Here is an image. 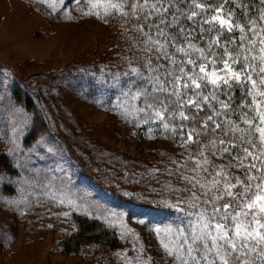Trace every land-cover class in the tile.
Returning <instances> with one entry per match:
<instances>
[{
  "label": "rangeland",
  "instance_id": "374dc122",
  "mask_svg": "<svg viewBox=\"0 0 264 264\" xmlns=\"http://www.w3.org/2000/svg\"><path fill=\"white\" fill-rule=\"evenodd\" d=\"M212 5H223L246 27L264 10L260 0ZM84 11L75 0L55 10L43 0H0V264H124L141 244L152 264H171L154 225L178 215L169 201L189 198L183 176L191 175L189 154L197 150L159 121L140 124L113 107L119 90L112 76L141 66L151 53L137 42L142 36L123 45L117 41L121 25L106 27L97 9ZM181 26L193 31L187 39L178 35V44L206 47L198 27L182 19ZM167 31L179 33L175 26ZM15 86L30 92L47 122L36 139L25 140L33 114L17 104ZM135 103L143 107L142 100ZM212 159L227 164L231 157ZM77 215L113 229L121 246L88 243L64 253L59 241L77 230Z\"/></svg>",
  "mask_w": 264,
  "mask_h": 264
},
{
  "label": "snow or ice",
  "instance_id": "6c2138e0",
  "mask_svg": "<svg viewBox=\"0 0 264 264\" xmlns=\"http://www.w3.org/2000/svg\"><path fill=\"white\" fill-rule=\"evenodd\" d=\"M43 2L55 10L65 0ZM85 2L87 11L80 8ZM179 2L75 0V5L84 15L97 9L95 15L101 19L135 17L138 22L133 28L143 37L137 42L151 53L142 58L141 66L130 64L129 72L112 76L119 90L113 107L140 124L159 121L165 131L173 135L179 131L185 144L198 146L189 154L191 175L183 176L190 185L185 188L189 198L169 201L178 215L164 225H154L171 264H264V10L246 27L234 23L233 13L225 12L223 5L184 0L188 7L182 9ZM182 18L198 23L202 36L208 34L206 47L177 43L178 35L187 39L193 31L181 26ZM172 26L178 34L167 31ZM237 29L239 37L232 35ZM225 32L231 38L221 44ZM217 46L222 50L215 51ZM239 65L243 67L237 70ZM234 85L242 89L236 108L232 107ZM120 97L125 98L123 104ZM138 99L143 107L135 103ZM186 125L199 127L185 131ZM209 133L213 139L203 143L200 136ZM214 156L231 160L217 164ZM153 259L141 244L136 256H124V264H152Z\"/></svg>",
  "mask_w": 264,
  "mask_h": 264
},
{
  "label": "trees",
  "instance_id": "16d2710c",
  "mask_svg": "<svg viewBox=\"0 0 264 264\" xmlns=\"http://www.w3.org/2000/svg\"><path fill=\"white\" fill-rule=\"evenodd\" d=\"M217 1L219 0H200V2H203L206 4H214V2H217ZM190 2L191 0L189 1V3ZM187 7H188V4H187ZM187 7H184V8H187ZM182 20L188 23L190 26H196L200 29V26L198 23H194L193 21H190L186 18H182ZM100 21L103 22V24L106 27H109V24L121 25L120 28L123 27L122 30L118 28V36H117L118 38L117 41L120 42L121 44L123 43V45H130L131 42H128V39H131L133 41L140 37V34L137 33L135 29L133 28V25L138 22L135 17L118 19V18H113L110 16H105L104 19H101ZM204 27H208V25H204ZM121 33H123V35H121ZM212 35L215 36L216 32H213ZM232 35L239 37L240 35L239 30L237 29L236 31H234ZM203 37L205 38V41H207L208 34L205 33ZM230 38L231 37L227 34V32H225L223 34V38L221 39V44H223L225 39H230ZM221 50L222 49L219 46L215 48V51L217 52ZM233 87H234V100L232 103V107L236 108V106L240 104L241 99H242V89L240 86H237V85H234ZM12 92H13V96L15 97L17 104H19L24 109L28 110L29 112L33 114L32 128H31L30 133L26 136L25 140L29 141L30 139H36L40 134H43L44 132H46L48 128L47 122L44 119L42 112L40 110L41 109L40 105L34 100L30 92L23 90L22 88H20V86H15ZM220 99L224 100L225 96L221 94ZM201 115H204V113H201ZM237 117L238 116H233L234 119H236ZM179 120L180 118L177 117L175 121V123L177 124V127H179ZM189 127H199V126L198 125H186L185 131H187V128ZM178 134H180L179 131L176 132V137L178 136ZM211 139H213V137L211 136L210 133L200 136V140L203 143H207ZM191 144H193L191 145V147L197 150V148L195 147L197 145L194 143H191ZM75 220L77 222V230L67 235L66 237H62L59 241V244L61 245L62 251L64 253H77L80 250L82 245H85L88 243H98V245H100V247L104 249H114V248L121 246V242L117 238L116 232L113 229L107 227L103 222L97 219H89L83 215L75 216Z\"/></svg>",
  "mask_w": 264,
  "mask_h": 264
}]
</instances>
